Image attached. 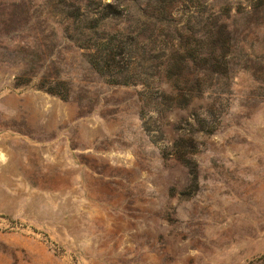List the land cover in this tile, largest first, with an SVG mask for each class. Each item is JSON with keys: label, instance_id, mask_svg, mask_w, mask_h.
I'll return each instance as SVG.
<instances>
[{"label": "rangeland", "instance_id": "rangeland-1", "mask_svg": "<svg viewBox=\"0 0 264 264\" xmlns=\"http://www.w3.org/2000/svg\"><path fill=\"white\" fill-rule=\"evenodd\" d=\"M0 264H264V0H0Z\"/></svg>", "mask_w": 264, "mask_h": 264}, {"label": "trees", "instance_id": "trees-1", "mask_svg": "<svg viewBox=\"0 0 264 264\" xmlns=\"http://www.w3.org/2000/svg\"><path fill=\"white\" fill-rule=\"evenodd\" d=\"M94 61V60H93Z\"/></svg>", "mask_w": 264, "mask_h": 264}]
</instances>
